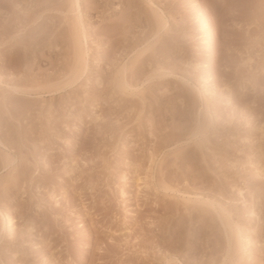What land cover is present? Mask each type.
<instances>
[{
	"label": "rangeland",
	"instance_id": "rangeland-1",
	"mask_svg": "<svg viewBox=\"0 0 264 264\" xmlns=\"http://www.w3.org/2000/svg\"><path fill=\"white\" fill-rule=\"evenodd\" d=\"M0 264H264V0H0Z\"/></svg>",
	"mask_w": 264,
	"mask_h": 264
},
{
	"label": "bare ground",
	"instance_id": "bare-ground-1",
	"mask_svg": "<svg viewBox=\"0 0 264 264\" xmlns=\"http://www.w3.org/2000/svg\"><path fill=\"white\" fill-rule=\"evenodd\" d=\"M82 29V28H81ZM224 213V212H223ZM9 218V217H8ZM9 220H10V218H9ZM231 260V259H230ZM231 263V262H230Z\"/></svg>",
	"mask_w": 264,
	"mask_h": 264
}]
</instances>
